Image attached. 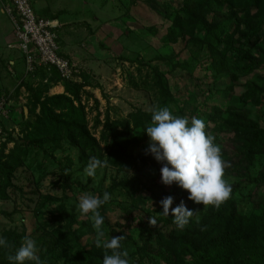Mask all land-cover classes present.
<instances>
[{
    "label": "rangeland",
    "instance_id": "obj_1",
    "mask_svg": "<svg viewBox=\"0 0 264 264\" xmlns=\"http://www.w3.org/2000/svg\"><path fill=\"white\" fill-rule=\"evenodd\" d=\"M29 1L37 16L57 20L73 70L64 79L30 65L0 1V236L8 242L0 264L24 236L44 264H102L109 250L96 246L75 205L105 191V239L124 236L129 264H185L195 254L200 264H233L251 250L264 257L248 226L264 212V27L256 31L264 0ZM219 27L230 38L214 45L208 33ZM154 106L205 122L234 187L228 210L161 183L162 162L147 154L143 131ZM90 157L106 162L94 177L83 173ZM168 195L172 207L183 201L194 211L183 229L162 212ZM214 217L222 221L210 231Z\"/></svg>",
    "mask_w": 264,
    "mask_h": 264
},
{
    "label": "clouds",
    "instance_id": "obj_2",
    "mask_svg": "<svg viewBox=\"0 0 264 264\" xmlns=\"http://www.w3.org/2000/svg\"><path fill=\"white\" fill-rule=\"evenodd\" d=\"M205 122L196 116L191 119L174 115L167 106H154L151 122L144 128L149 138L147 154L157 162H162L159 169L160 181L170 186L175 183L186 190L187 198L196 204L219 207L230 197L231 184L224 178L225 162L222 159L214 137L205 132ZM105 161L90 157L83 173L94 177L98 167H104ZM110 199L105 191L102 198L94 194H84L78 198L75 208L81 215H87L96 233V246L109 250L103 256L102 264H129L128 253L121 250L123 235L105 239L104 217L99 209ZM171 195L160 200L164 215L173 217L178 228L189 224L194 211L188 209L183 201L172 207ZM90 214V215H89ZM154 224V220L149 221ZM6 238L0 236V249L7 248ZM36 241L24 236L20 245L7 256L8 264H44L37 255Z\"/></svg>",
    "mask_w": 264,
    "mask_h": 264
},
{
    "label": "built area",
    "instance_id": "obj_3",
    "mask_svg": "<svg viewBox=\"0 0 264 264\" xmlns=\"http://www.w3.org/2000/svg\"><path fill=\"white\" fill-rule=\"evenodd\" d=\"M10 17L14 35L21 50L27 52V62L53 66L60 76H71L73 65L61 56L57 39L58 22L39 17L29 0H0ZM5 100L0 98V114H5Z\"/></svg>",
    "mask_w": 264,
    "mask_h": 264
},
{
    "label": "trees",
    "instance_id": "obj_4",
    "mask_svg": "<svg viewBox=\"0 0 264 264\" xmlns=\"http://www.w3.org/2000/svg\"><path fill=\"white\" fill-rule=\"evenodd\" d=\"M249 3H253V7L254 5L257 6V2L258 0H248ZM264 27V13L262 15V18L260 19V21L258 22L256 31L258 33V31H260L261 29H263ZM215 31L209 32L208 35L211 38V40L213 41L214 45H218V44H222L223 41H226L229 37V34H223L225 32H223V28L219 27V29H214ZM222 41V42H221ZM43 66H47V65H43ZM51 68H54L53 66H48ZM56 70V68H54ZM57 71V70H56ZM58 72V71H57ZM9 106L6 105V108L8 109ZM232 191L230 196H232L233 192H234V187H231ZM229 199V198H228ZM225 200L222 205L226 208V210L229 209V200ZM223 209L220 210V212H222ZM225 211V210H224ZM215 218V217H214ZM222 221L221 217L215 218V220H213L212 222V226L210 227V231L213 230H218V223ZM249 228H251V232L254 231L255 233V237L256 240L259 241L260 243H263L264 241V212L258 215H253L251 216V223L248 224ZM217 229H216V228ZM206 236L208 235V232H205ZM204 233V234H205ZM214 246L216 244H213ZM215 249L219 250V247H215ZM261 259L263 261L264 264V257L262 255L259 254L258 257V253L254 250H251V252H244L243 254H241V256L238 258V260L233 263V264H262ZM153 261V264H155V261ZM201 260L199 256H196V254L188 261V263L186 262L185 264H200ZM162 263L163 264H176V262H174L172 259L170 260L168 257H164L162 258ZM179 264V262H178Z\"/></svg>",
    "mask_w": 264,
    "mask_h": 264
}]
</instances>
